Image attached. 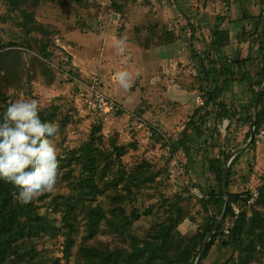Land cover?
Listing matches in <instances>:
<instances>
[{
	"label": "rangeland",
	"instance_id": "374dc122",
	"mask_svg": "<svg viewBox=\"0 0 264 264\" xmlns=\"http://www.w3.org/2000/svg\"><path fill=\"white\" fill-rule=\"evenodd\" d=\"M20 1L35 12L37 22L51 32L50 58L44 59L36 51L24 47L27 38L20 25L22 18L10 10L7 2L0 0V45L6 46L3 51H16L15 58L4 61L8 72L0 67V86L9 97L8 103L37 99L42 109L58 108L55 123L59 131L53 139L59 156L82 145L96 128L105 139L115 137L119 143L129 146L124 158L128 169L142 159L158 167L167 166V173L145 189L136 201L137 208L151 211L134 224V230L144 233L164 212L165 199L180 198L189 214L181 230L188 236L193 235L214 212L205 210L201 199L190 194L187 182L206 193L214 183V176L206 175L201 162L188 168L185 154L182 151L172 154L171 149L184 135L190 113L196 109L194 93L201 94L205 87L199 81V61L194 54L208 56L213 49L211 31L219 23L218 17L238 18L237 23H227L231 40L220 54L229 57L236 71V62H242L249 77L258 71L259 44L252 23L240 21L241 3L235 0ZM246 6L247 11L254 14L263 9L258 3ZM121 40L126 45L123 52L117 44ZM47 68L48 73L43 71ZM71 69L74 75L70 74ZM120 71L132 74L131 87L127 90L115 78ZM95 75L103 82L102 91L126 110L108 121L89 115L80 107L79 83H88ZM244 86L234 84L233 90L225 92L223 99L231 102L234 95L233 101L237 103V93L248 95H245L247 86ZM2 99L0 96V106ZM227 125L225 121L220 126L223 135H227ZM150 126L159 128L165 137L150 138ZM249 131V124L234 123L228 133L229 150L239 154L245 151L234 167L231 192L259 191L264 184V134L263 138L257 136V142L249 146L251 139L246 143ZM178 164L182 166L181 171ZM59 172L56 190L35 198L38 204L48 206L53 197L69 193L63 172L61 169ZM250 206L247 204L244 210H249ZM50 215L60 225V216ZM83 235L82 226L75 236L76 247L69 262L63 258L62 235L47 238L37 250L46 251L49 260L61 258L63 264H79L76 255ZM101 241L112 246L118 244L117 239L107 233L91 243ZM228 256L227 250L215 248L205 264L223 262ZM251 264H264V257Z\"/></svg>",
	"mask_w": 264,
	"mask_h": 264
},
{
	"label": "trees",
	"instance_id": "16d2710c",
	"mask_svg": "<svg viewBox=\"0 0 264 264\" xmlns=\"http://www.w3.org/2000/svg\"><path fill=\"white\" fill-rule=\"evenodd\" d=\"M4 1L22 18L20 25L27 38L24 47L49 59L51 32L37 22L35 12L28 10L20 0ZM235 1L242 5L241 23H252L259 44L258 71L249 77L242 62H236V71L229 57L220 54L230 44V31L222 27L224 18L218 17L219 23L211 31V45L215 50L211 49L208 56L194 54L199 61V81L201 85L205 84L201 93L205 104L189 116L184 135L171 149L172 154L178 151L185 154L188 168L201 162L206 175L214 176V183L201 199L203 208L214 213L188 236L181 230L189 217L182 201L180 198L165 199L164 212L152 226L144 233L135 231L134 224L151 211L137 208L136 201L145 189L167 173V166L158 167L150 160L142 159L128 169L124 158L129 146L119 143L115 137L105 139L94 128L82 145L58 156L69 193L53 197L48 206L40 205L36 200L22 204L16 199L19 189L0 179V264H63L61 258L49 260L46 251L37 250L47 238L58 235L63 236V258L69 262L76 247L75 236L82 226L83 242L76 255L79 264H195L223 214L226 201V215L208 242L199 264H205L215 248L229 252L227 259L217 264H251L264 257V184L249 210L236 217L232 209V203L244 205L252 198L249 190L243 193L230 191L234 167L245 151L232 159L227 173V193L224 191V173L233 153L228 148V133L233 124L250 125L246 135V143L252 138L249 146L264 133V86L257 101L258 89L264 81V0ZM249 3H258L263 9L258 14L250 13L246 6ZM191 30L194 33V26ZM5 48L0 45V67L8 72L4 61L15 58L16 51H3ZM43 71L48 73L49 69ZM69 71L75 74L72 69ZM238 83L247 86L244 87L245 95H248L245 97L239 92L237 103L233 101L234 95L232 101L227 102L223 95ZM4 94L0 86V96H3L1 120L9 104V97ZM58 114L57 107L43 108L39 113L42 120L50 122H55ZM225 121H228L227 135H223L220 128ZM50 212L60 216V225L52 219ZM227 225L229 233L225 232ZM102 233L112 235L118 244L91 243Z\"/></svg>",
	"mask_w": 264,
	"mask_h": 264
},
{
	"label": "clouds",
	"instance_id": "9594fccd",
	"mask_svg": "<svg viewBox=\"0 0 264 264\" xmlns=\"http://www.w3.org/2000/svg\"><path fill=\"white\" fill-rule=\"evenodd\" d=\"M124 51L125 42H117ZM140 73H137L139 75ZM120 86L131 87L132 74H116ZM43 105L37 99H18L10 102L0 120V179L19 189L16 199L22 204L53 193L60 175L59 152L53 139L58 124L42 120Z\"/></svg>",
	"mask_w": 264,
	"mask_h": 264
},
{
	"label": "built area",
	"instance_id": "2783aa9c",
	"mask_svg": "<svg viewBox=\"0 0 264 264\" xmlns=\"http://www.w3.org/2000/svg\"><path fill=\"white\" fill-rule=\"evenodd\" d=\"M79 97L81 98V109L84 112H87L89 115H94L102 121H108L115 118L116 116L126 111L123 106H121L113 97L107 95L102 88L104 87L102 80L98 75L92 77L88 83L80 82ZM195 97V106L200 108L204 106L205 99L201 94L194 93ZM141 120V119H140ZM142 121V120H141ZM150 138L155 137L156 135H165L161 132L159 128L150 126L149 129ZM263 134H260V137L263 138ZM182 166L178 164L177 168L180 170ZM181 171V170H180ZM189 192L194 197L203 199L206 197L205 193L202 192L199 188L191 187L189 182ZM252 198L249 199L246 204L242 205L241 202L232 203V209L236 217H238L246 208L247 204L250 206L259 195V191L254 189L251 191ZM229 233V227L225 231Z\"/></svg>",
	"mask_w": 264,
	"mask_h": 264
},
{
	"label": "water",
	"instance_id": "95a60500",
	"mask_svg": "<svg viewBox=\"0 0 264 264\" xmlns=\"http://www.w3.org/2000/svg\"><path fill=\"white\" fill-rule=\"evenodd\" d=\"M263 86H264V81L262 82L261 86L259 87L258 95H257V101L259 100V97H260V94H261V92H262ZM255 112H256V110H255ZM255 124H256V121H255V118H254L253 125H255ZM253 136H254V133H252V137H253ZM251 139H252V138H251ZM237 154H239V153H237V152H233V153H232V156H231L230 159L232 160ZM230 163H231V161H229L228 166L226 167V169H225V173H224V191H225V193H227V173H228V167H229ZM227 204H228V202L226 201L225 209H224V211H223V214H222L221 218L219 219V221H218V223H217V225H216V227H215V230L210 234L209 238H208L207 241L205 242V244H204V246H203V249H202V251H201V253H200V255H199V257H198V259H197V261H196L195 264H199V262H200V260H201V258H202V255H203V253H204V251H205V249H206V247H207L208 242L210 241V239H211L212 235L215 233V231H216V230L219 228V226L221 225V223H222V221H223V219H224V217H225V215H226Z\"/></svg>",
	"mask_w": 264,
	"mask_h": 264
},
{
	"label": "crops",
	"instance_id": "0c3cea01",
	"mask_svg": "<svg viewBox=\"0 0 264 264\" xmlns=\"http://www.w3.org/2000/svg\"><path fill=\"white\" fill-rule=\"evenodd\" d=\"M237 19H238L237 17H236L234 20H232V19H230V20H229V19H225V20H224V23H222V27H223V28H226V29H228V30H230L229 28H227V23H228V25L231 24V23H230L231 21H234V22L237 23V21H236ZM230 34H231V32H230ZM230 40H231V37H230ZM188 107H189V106H188ZM192 113H193V112H192ZM192 113H190V115H191Z\"/></svg>",
	"mask_w": 264,
	"mask_h": 264
}]
</instances>
